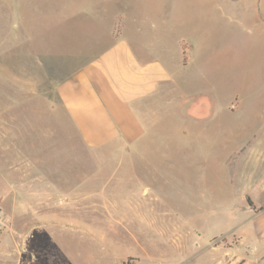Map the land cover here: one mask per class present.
I'll return each instance as SVG.
<instances>
[{"label": "rangeland", "instance_id": "rangeland-1", "mask_svg": "<svg viewBox=\"0 0 264 264\" xmlns=\"http://www.w3.org/2000/svg\"><path fill=\"white\" fill-rule=\"evenodd\" d=\"M36 1L41 45L102 50L98 40L120 9L128 20L116 18L115 33L137 51L147 41L148 59L173 79L147 101L150 109L141 104L146 131L137 150L87 155L102 163L104 177L87 184L98 195L57 199V226L31 230L29 219L11 236L3 225L0 264L259 262L262 216L249 210L264 206V0L246 13L230 0ZM2 119L20 136L32 122ZM57 159L73 180L84 175L78 151Z\"/></svg>", "mask_w": 264, "mask_h": 264}, {"label": "crops", "instance_id": "crops-1", "mask_svg": "<svg viewBox=\"0 0 264 264\" xmlns=\"http://www.w3.org/2000/svg\"><path fill=\"white\" fill-rule=\"evenodd\" d=\"M230 1L245 13L257 7L256 0ZM36 2L0 0V178L8 186L0 187V208L4 234L11 236H21L29 219L31 230L57 226V199L97 196L87 184L104 177L102 163L87 155L117 145L124 151L137 150L146 131L141 104L146 103L145 111L150 109L147 101L166 94L173 79L163 62L148 59L147 41L137 51L124 34L115 33L116 18L128 20L123 10L114 11L102 32V50L72 53L66 47L41 45L47 39L40 44L39 19L32 10ZM142 22L147 33L149 16ZM18 115L32 119L22 125L21 136L2 119L15 120ZM25 132L32 136L33 148H27ZM73 150L85 168L77 181L57 159ZM249 211L251 218L262 216L256 228L264 239V206ZM249 264H264V256Z\"/></svg>", "mask_w": 264, "mask_h": 264}, {"label": "built area", "instance_id": "built-area-1", "mask_svg": "<svg viewBox=\"0 0 264 264\" xmlns=\"http://www.w3.org/2000/svg\"><path fill=\"white\" fill-rule=\"evenodd\" d=\"M3 225H4L3 218L1 216V211H0V230L3 228Z\"/></svg>", "mask_w": 264, "mask_h": 264}]
</instances>
